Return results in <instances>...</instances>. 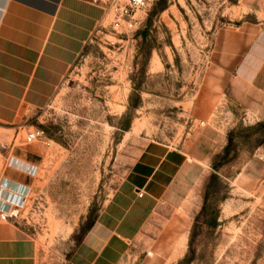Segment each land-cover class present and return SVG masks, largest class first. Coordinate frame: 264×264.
<instances>
[{
  "label": "rangeland",
  "instance_id": "rangeland-1",
  "mask_svg": "<svg viewBox=\"0 0 264 264\" xmlns=\"http://www.w3.org/2000/svg\"><path fill=\"white\" fill-rule=\"evenodd\" d=\"M263 19L264 0H156L118 22L106 12L52 96L24 107L0 144V184L7 171H24L10 165L15 151L35 162L24 203L8 218L32 242L35 264H74L148 142L177 146L203 123L216 130L227 123L226 138L237 128L244 138L253 133L264 118L220 109L227 75L215 48L222 31ZM33 129L43 136L28 144ZM257 136L215 172L219 189L206 194L210 163L196 195L178 210L156 212L117 264H264V143L255 145Z\"/></svg>",
  "mask_w": 264,
  "mask_h": 264
},
{
  "label": "crops",
  "instance_id": "crops-1",
  "mask_svg": "<svg viewBox=\"0 0 264 264\" xmlns=\"http://www.w3.org/2000/svg\"><path fill=\"white\" fill-rule=\"evenodd\" d=\"M105 17V9L90 0H0L1 146L24 107H40L52 96ZM220 34L217 62L227 75L220 109L264 118V19L240 32ZM227 125L221 122L222 129ZM201 126L177 146L159 141L143 146L78 245L74 264H117L151 227L156 212L178 210L196 195L212 155L226 139L222 129ZM14 154L13 168L19 165L24 171H7L0 184V264H35L32 242L8 219L24 203L31 180L27 170L35 162L25 152Z\"/></svg>",
  "mask_w": 264,
  "mask_h": 264
},
{
  "label": "trees",
  "instance_id": "trees-1",
  "mask_svg": "<svg viewBox=\"0 0 264 264\" xmlns=\"http://www.w3.org/2000/svg\"><path fill=\"white\" fill-rule=\"evenodd\" d=\"M248 130L253 131V133H251L249 137L246 138L242 136V130L239 128L230 131L227 134L225 147L220 153L216 154L214 157H211L210 163H212V169L214 173L210 175L208 182L205 186L206 194H209L211 189H219V185L221 183L219 178L216 176L215 172L232 160L233 155L236 153L238 147H240L247 141H250L254 134H258L256 138H253V140L255 139V145H261L262 143H264V120L262 122H259L255 126L249 128ZM205 208L206 207L203 208L204 212ZM208 225L213 228L216 227L215 218H211V220L208 221Z\"/></svg>",
  "mask_w": 264,
  "mask_h": 264
},
{
  "label": "built area",
  "instance_id": "built-area-1",
  "mask_svg": "<svg viewBox=\"0 0 264 264\" xmlns=\"http://www.w3.org/2000/svg\"><path fill=\"white\" fill-rule=\"evenodd\" d=\"M94 4L102 6L106 12L112 13L117 22L119 20H133L137 12L144 11L148 6L153 4L156 0H91ZM43 136V132L37 129H33L26 134L25 142L30 144ZM15 165L16 160L11 161L10 165ZM27 173L33 175L35 168L30 167ZM138 196L141 197L142 193L138 192ZM6 216H1V219H5Z\"/></svg>",
  "mask_w": 264,
  "mask_h": 264
},
{
  "label": "bare ground",
  "instance_id": "bare-ground-1",
  "mask_svg": "<svg viewBox=\"0 0 264 264\" xmlns=\"http://www.w3.org/2000/svg\"><path fill=\"white\" fill-rule=\"evenodd\" d=\"M0 194H1V193H0ZM3 195H4V194H3ZM0 197H1V196H0ZM14 214H16V210L13 209V210L11 211L10 215H14Z\"/></svg>",
  "mask_w": 264,
  "mask_h": 264
}]
</instances>
